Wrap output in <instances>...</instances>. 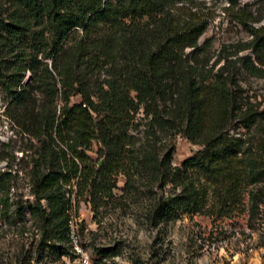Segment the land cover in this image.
Segmentation results:
<instances>
[{"label": "trees", "instance_id": "16d2710c", "mask_svg": "<svg viewBox=\"0 0 264 264\" xmlns=\"http://www.w3.org/2000/svg\"><path fill=\"white\" fill-rule=\"evenodd\" d=\"M7 1L14 8L0 16L3 111L30 138L27 173L32 196L14 205L13 212L20 216L26 209L34 218L41 248L47 247L50 254L69 252L71 195L85 194L95 206V197L109 192L113 175L126 160L129 110L140 103L147 110L164 100L180 79L185 89L179 130L198 147L180 165L170 164V149L149 152L159 184L179 185L177 191L158 197L152 220L200 212L207 190L221 216L237 206L246 183L264 175V165L243 148L239 134H228L222 127L203 131V77L194 64L183 62V49L196 47L207 24L196 0ZM237 19L251 34L255 55L239 58L249 71L258 72L264 22L253 26L241 16ZM12 45L18 47L5 59L3 53ZM212 85L218 91V85ZM74 94L79 100L71 103ZM229 101V119L237 118L236 126L248 128L256 116H264V109L242 110L233 95ZM92 140L98 144L99 162L88 154ZM2 175L9 172L0 170ZM0 206L7 213L8 197Z\"/></svg>", "mask_w": 264, "mask_h": 264}, {"label": "rangeland", "instance_id": "374dc122", "mask_svg": "<svg viewBox=\"0 0 264 264\" xmlns=\"http://www.w3.org/2000/svg\"><path fill=\"white\" fill-rule=\"evenodd\" d=\"M196 1L207 24L196 47L183 49V62L194 64L203 77L207 101L203 131L222 127L228 134H239L243 148L264 165V116H256L248 128L236 126L237 118L229 119L232 95L242 110L264 109V50L258 55L261 70L249 71L239 57L255 58L249 45L251 34L237 19L241 16L253 26L263 23L264 0ZM12 8L13 3L0 0V16ZM17 47L5 50V59L13 57ZM184 89L183 79L174 81L157 106L151 104L146 110L140 103L129 110L126 160L113 175L109 192L95 197V206L85 194L71 195L68 215L75 220L79 243L87 254L85 264H264V175L246 183L237 206L221 216L216 215L207 190L200 212L151 218L158 197L177 191L179 185L159 184L158 173L147 159L149 152L170 149V164L180 165L198 147L179 130ZM129 95L133 98L134 92L129 90ZM78 100L77 94L70 96L71 103ZM5 103L0 87V170L9 172L0 176V202L5 197L10 202L7 213L0 206V264H82L69 243L65 254L41 248L34 218L26 209L20 216L13 212L14 205L32 199L27 173L30 138L4 113ZM97 148L92 140L88 154L99 162Z\"/></svg>", "mask_w": 264, "mask_h": 264}, {"label": "built area", "instance_id": "2783aa9c", "mask_svg": "<svg viewBox=\"0 0 264 264\" xmlns=\"http://www.w3.org/2000/svg\"><path fill=\"white\" fill-rule=\"evenodd\" d=\"M69 213V212H68ZM75 220L72 219V216L69 214L67 216V239L70 245L71 251L74 254H77L79 261L82 264L87 262V254L83 251L82 246L79 243L77 229L75 228Z\"/></svg>", "mask_w": 264, "mask_h": 264}]
</instances>
